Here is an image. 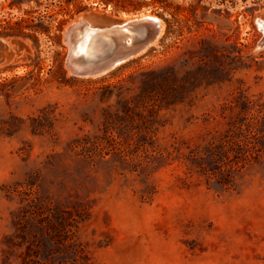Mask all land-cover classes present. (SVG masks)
Wrapping results in <instances>:
<instances>
[{
    "label": "rangeland",
    "instance_id": "374dc122",
    "mask_svg": "<svg viewBox=\"0 0 264 264\" xmlns=\"http://www.w3.org/2000/svg\"><path fill=\"white\" fill-rule=\"evenodd\" d=\"M144 14L164 25L156 46L72 75L71 23ZM260 21L264 0H0V264H264V121L241 104L264 112ZM161 72L188 86L146 141L120 105ZM106 114L115 139L76 148L104 142ZM235 132L262 150L226 189L210 157Z\"/></svg>",
    "mask_w": 264,
    "mask_h": 264
},
{
    "label": "trees",
    "instance_id": "16d2710c",
    "mask_svg": "<svg viewBox=\"0 0 264 264\" xmlns=\"http://www.w3.org/2000/svg\"><path fill=\"white\" fill-rule=\"evenodd\" d=\"M156 76L159 78V82L156 81L151 82L148 86L142 87L140 95L132 98L130 101H125L120 105V112L125 116L128 123L134 129H138L141 134L142 139L151 140L153 137L152 125L156 123V117L163 107H168L174 103L180 101V95L184 94L186 91V84L177 79L172 72L170 73H156ZM189 86H194V84L189 83ZM160 91L161 99L158 100L159 104L154 107L150 105V102L154 99L155 92ZM154 93V94H153ZM242 101V100H241ZM244 106L245 120L247 121V126H252L255 124V120L258 122L264 121V112L262 109L259 110L258 104L245 101L241 102ZM240 104L234 103V107H239ZM241 108V107H240ZM104 120V125L106 126V135L104 142L102 143H90L87 139L85 142L81 140H77L74 142V146L76 148H80L84 152H88L93 148H100L105 146V144H109L111 140H114L115 137L109 135L108 125L112 119L111 114H106ZM137 119L140 122H135ZM253 119V120H251ZM158 122V121H157ZM134 129L132 131H134ZM242 129L241 126H235V130ZM235 136H228L225 141L224 149L222 150L221 156L217 154V151L211 152V162L213 172L216 176H219L218 183L221 184L226 189L231 185V179L235 173L240 172L247 166H253L254 164L259 162L260 151L262 147L260 144H255L253 142L248 144H236V132ZM255 134L261 135L262 130L257 129ZM83 140V141H84ZM147 141V140H146ZM237 145V146H236ZM238 147V148H237ZM219 158V159H217Z\"/></svg>",
    "mask_w": 264,
    "mask_h": 264
},
{
    "label": "water",
    "instance_id": "95a60500",
    "mask_svg": "<svg viewBox=\"0 0 264 264\" xmlns=\"http://www.w3.org/2000/svg\"><path fill=\"white\" fill-rule=\"evenodd\" d=\"M159 18H150L145 14L140 17L112 21L106 26L95 24L86 16H80L65 31V40L69 44L67 66L75 77L96 78L116 69L118 66L145 54L157 44L163 36ZM162 22V21H161ZM92 30L93 39L88 44L87 52H79L80 35ZM106 38L108 43L95 51L98 43ZM93 43V44H92ZM0 53L11 54V48L0 40Z\"/></svg>",
    "mask_w": 264,
    "mask_h": 264
},
{
    "label": "bare ground",
    "instance_id": "6f19581e",
    "mask_svg": "<svg viewBox=\"0 0 264 264\" xmlns=\"http://www.w3.org/2000/svg\"><path fill=\"white\" fill-rule=\"evenodd\" d=\"M127 16V15H126ZM147 17H150V15H146ZM150 18H153V17H150ZM260 23H261V25H262V27L264 28V23L262 22V21H260ZM160 25H161V28H162V32L164 31V25H163V23L160 21ZM93 31L92 30H89V31H85V33L84 34H82V35H80L79 36V38L81 37L82 39H81V41L79 42V52L80 53H86L87 52V46H88V44L90 43V41L93 39L92 37H93ZM93 42H95L96 41V38H94L93 40H92ZM108 41L109 40H107L106 38H103L99 43H98V47H97V49L95 50V51H93V50H90L89 52L90 53H99V51H100V49H101V47L102 46H104V44H106V43H108ZM159 43V42H158ZM157 43V44H158ZM93 44V43H92ZM157 44H155L154 46H156Z\"/></svg>",
    "mask_w": 264,
    "mask_h": 264
}]
</instances>
